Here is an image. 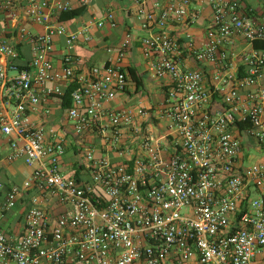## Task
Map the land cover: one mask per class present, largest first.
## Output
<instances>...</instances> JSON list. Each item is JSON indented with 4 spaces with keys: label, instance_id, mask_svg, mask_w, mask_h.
Returning <instances> with one entry per match:
<instances>
[{
    "label": "built area",
    "instance_id": "built-area-1",
    "mask_svg": "<svg viewBox=\"0 0 264 264\" xmlns=\"http://www.w3.org/2000/svg\"><path fill=\"white\" fill-rule=\"evenodd\" d=\"M90 4L0 0V139L29 170L0 182V264H264V12L133 0L147 71L167 82L148 108L116 104L133 84L132 37L78 73L76 47L114 15L74 29L57 15ZM195 7L210 12L203 38L173 32L196 23ZM67 89L56 128L50 99L61 107Z\"/></svg>",
    "mask_w": 264,
    "mask_h": 264
},
{
    "label": "crops",
    "instance_id": "crops-1",
    "mask_svg": "<svg viewBox=\"0 0 264 264\" xmlns=\"http://www.w3.org/2000/svg\"><path fill=\"white\" fill-rule=\"evenodd\" d=\"M159 1L163 2V0ZM133 5V0H91L90 6L87 7V16L78 18L71 22H65L67 26H69L71 29H74L87 22L92 17L101 16L102 12L104 11L112 12L115 18L116 27L114 29L105 28L96 34L97 38L94 39L91 43L79 44L76 47L74 55L76 57L75 66L78 73H85L91 66L100 65L101 63H103L104 60L108 57L105 48L109 46H116L125 38V36H129L132 37L134 41L132 47L126 53V56L123 60V64L127 68H134L140 80L142 73L149 74L145 62L141 56L139 49L140 44L138 42V40L144 37L146 33L140 30L138 21L136 19L135 8ZM245 5L247 8L252 9L253 12L257 15L264 12L261 9L254 7L251 0H245ZM195 9L202 10L201 15L197 18L195 24H193L189 29L182 26L180 28L172 27L171 30L177 33L188 31L196 39L203 38L206 31L207 20L210 16V12L207 8L200 9L198 7H195ZM35 30H39V28L36 27ZM139 56L143 61V66L138 64ZM139 69L141 74L139 73ZM153 80L158 82V90L161 92V97L159 101H155L149 105H146L141 101H137L135 98L139 93V90L142 85L139 89L136 90V86L132 82L133 84L130 85L127 90V93L117 97L116 104L123 105L127 100L130 99L133 105L140 104L141 106L148 108L155 106L162 100L167 82L156 79ZM49 105L53 108L51 125L56 128L62 129L61 125L65 124L63 116L64 111L61 109L58 100L55 98L50 99ZM8 153L9 143L6 139H0V182L6 185L20 184L28 176L29 170L24 166L23 160L21 158L8 161L6 159ZM64 164V170L66 172H69L72 169L73 164V160L69 155H67ZM13 219V217H9L7 218V220L4 221L6 229L12 226Z\"/></svg>",
    "mask_w": 264,
    "mask_h": 264
},
{
    "label": "trees",
    "instance_id": "trees-1",
    "mask_svg": "<svg viewBox=\"0 0 264 264\" xmlns=\"http://www.w3.org/2000/svg\"><path fill=\"white\" fill-rule=\"evenodd\" d=\"M87 12L88 11H87L86 7L73 9V10L68 11V12L59 13L57 15V20L59 22H62V23L71 22V21L76 20L78 18L87 16ZM253 48L258 49V50H264V43L263 42H254ZM127 72H128L129 79H131V82H133L135 84L136 90L139 89L141 87L142 83H141L140 78L137 76L135 69L132 67H128ZM69 92H70V89H67L63 95V100L61 102V109L63 111L67 110L71 105L70 99H69Z\"/></svg>",
    "mask_w": 264,
    "mask_h": 264
},
{
    "label": "rangeland",
    "instance_id": "rangeland-1",
    "mask_svg": "<svg viewBox=\"0 0 264 264\" xmlns=\"http://www.w3.org/2000/svg\"><path fill=\"white\" fill-rule=\"evenodd\" d=\"M251 2L254 7L264 11V0H251ZM138 64L142 66L144 65L140 56L138 58ZM139 73L141 74L140 69ZM141 80L142 87L140 88L139 93L137 94L135 99L137 101L143 102L146 105H149L155 101H159L161 97V92L158 90V82L150 78L148 73H142ZM130 102L131 100L129 99L125 103L129 104ZM251 154H253V152Z\"/></svg>",
    "mask_w": 264,
    "mask_h": 264
}]
</instances>
